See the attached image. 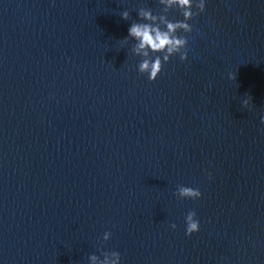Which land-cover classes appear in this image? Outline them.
<instances>
[{
    "label": "water",
    "instance_id": "1",
    "mask_svg": "<svg viewBox=\"0 0 264 264\" xmlns=\"http://www.w3.org/2000/svg\"><path fill=\"white\" fill-rule=\"evenodd\" d=\"M139 7L0 0V264H264V0H205L153 82Z\"/></svg>",
    "mask_w": 264,
    "mask_h": 264
},
{
    "label": "clouds",
    "instance_id": "2",
    "mask_svg": "<svg viewBox=\"0 0 264 264\" xmlns=\"http://www.w3.org/2000/svg\"><path fill=\"white\" fill-rule=\"evenodd\" d=\"M158 5L162 7L157 14H153L151 8L139 7L137 9L138 22L130 24L127 35L136 42L133 52L143 57L137 65V70L140 74H145L149 82L156 80L163 65L173 55H178L180 61L187 59V39L185 35H178V33H190L192 25L188 21L205 10V0H158ZM171 9L178 10L183 19L169 20L167 14ZM129 15L127 10L120 13L123 20H128ZM127 37L124 38L123 43L127 42ZM228 78L234 79L235 77L229 73ZM241 103L248 107L249 99H244ZM260 122L264 124V115L260 117ZM209 178H211L210 174ZM174 195L181 199H199L201 192L199 189L180 185L177 186ZM195 216L194 211H189L186 214L185 235L199 231V221L195 219ZM170 227L175 229L176 225L171 224ZM110 235L109 232H105L102 239L107 241ZM120 259V254L117 251H103L101 256L93 254L88 257L92 264H120Z\"/></svg>",
    "mask_w": 264,
    "mask_h": 264
}]
</instances>
